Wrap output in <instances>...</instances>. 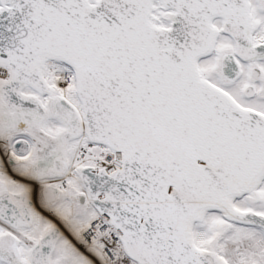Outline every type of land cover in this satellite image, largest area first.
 Returning <instances> with one entry per match:
<instances>
[{"label":"snow or ice","instance_id":"1","mask_svg":"<svg viewBox=\"0 0 264 264\" xmlns=\"http://www.w3.org/2000/svg\"><path fill=\"white\" fill-rule=\"evenodd\" d=\"M0 264H264V0H0Z\"/></svg>","mask_w":264,"mask_h":264}]
</instances>
